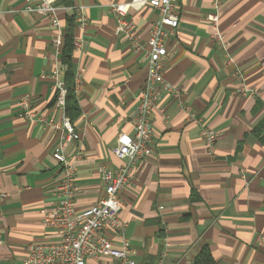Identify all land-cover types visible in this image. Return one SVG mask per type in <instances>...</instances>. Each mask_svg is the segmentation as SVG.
<instances>
[{
  "label": "crops",
  "instance_id": "crops-1",
  "mask_svg": "<svg viewBox=\"0 0 264 264\" xmlns=\"http://www.w3.org/2000/svg\"><path fill=\"white\" fill-rule=\"evenodd\" d=\"M128 1L58 3L62 36L75 8L87 18L82 28L74 23L71 57L80 111L72 126L80 138L64 148L77 167L78 211L103 197L98 169L115 172L122 164L113 154L117 138L133 135L148 35L161 15L149 6L129 9L132 39L117 34L109 6ZM214 1L174 3L179 24L165 42L162 73L178 93L157 97L152 153L136 164L121 193L118 216L135 264L160 257L193 264L203 247L215 264H264V142L251 133L264 118V0H219L216 25L207 19ZM24 3L0 0V264H22L28 245L58 239L40 212L59 204L52 152L60 131L28 122L20 104L28 97L36 117L60 122L52 76L58 71L63 82L66 67L62 42L53 44L59 31L44 16L22 13ZM201 125L218 133L213 153L200 138Z\"/></svg>",
  "mask_w": 264,
  "mask_h": 264
},
{
  "label": "built area",
  "instance_id": "built-area-1",
  "mask_svg": "<svg viewBox=\"0 0 264 264\" xmlns=\"http://www.w3.org/2000/svg\"><path fill=\"white\" fill-rule=\"evenodd\" d=\"M61 0H25L22 8L24 14H38L44 16L51 27L59 31V35L53 41L59 48L62 42L61 24L58 15ZM175 0H129L127 3H112L110 11L116 19L115 31L117 34L125 33L132 39V27L126 21L129 9L138 10L143 6H149L158 11L160 20L153 24L148 35V54L146 56V79L137 94L138 106L131 118L133 135L120 134L114 156L122 161L115 172L105 167H99L98 172L104 186L103 197L93 206L78 211L74 206L75 176L77 167L70 162L64 154L65 145L78 140L80 137L74 131L72 123L65 116V96L67 90L59 79L60 73L53 72L55 81L56 98L54 106L63 112L60 122L51 119L46 120L36 117L31 109L28 97L21 101V117L30 123H38L51 126L60 131L57 143L53 148L52 158L56 161L61 175L57 187L59 204L53 211L40 213L43 217V225L46 229L55 232L58 239L54 243L30 244L26 248V255L22 264H87L89 260L97 261L101 258L111 260L110 264H135L129 258L130 246L126 236V223L119 219L121 209V193L133 179V170L137 163L149 157L152 153L153 125L151 115L155 101L161 93L177 94L168 84L162 73V62L167 57L166 40L174 35L179 24V18L174 11ZM219 0L213 3L214 13L208 15V20L214 25L218 22ZM74 23L82 28L86 22V15L82 7L74 10ZM216 40L223 44L222 37L216 36ZM79 44L74 42V47ZM136 51L142 46L133 42ZM79 89L75 79V92ZM200 138L210 153H213L218 133L213 129L200 126ZM4 195L0 194V200ZM165 254H163L164 256ZM155 264H165L163 257L157 259Z\"/></svg>",
  "mask_w": 264,
  "mask_h": 264
},
{
  "label": "trees",
  "instance_id": "trees-1",
  "mask_svg": "<svg viewBox=\"0 0 264 264\" xmlns=\"http://www.w3.org/2000/svg\"><path fill=\"white\" fill-rule=\"evenodd\" d=\"M67 6H71V3H66ZM75 24L74 18L67 19L66 26L64 28L62 36V46L60 51V62L66 67L65 74L63 76V83L67 90L65 96L64 113L69 121L73 124L79 117L80 111L77 102V96L75 92V74L72 68V52ZM252 135L264 142V118L253 128ZM193 264H215L210 251L207 247H203L198 256L195 258Z\"/></svg>",
  "mask_w": 264,
  "mask_h": 264
}]
</instances>
